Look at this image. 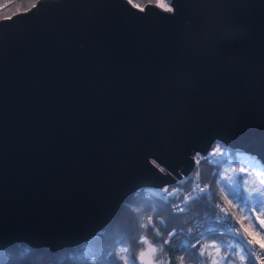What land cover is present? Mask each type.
Instances as JSON below:
<instances>
[{
  "label": "water",
  "instance_id": "obj_1",
  "mask_svg": "<svg viewBox=\"0 0 264 264\" xmlns=\"http://www.w3.org/2000/svg\"><path fill=\"white\" fill-rule=\"evenodd\" d=\"M133 5L0 19V248L88 239L215 139L264 164V0Z\"/></svg>",
  "mask_w": 264,
  "mask_h": 264
},
{
  "label": "trees",
  "instance_id": "obj_2",
  "mask_svg": "<svg viewBox=\"0 0 264 264\" xmlns=\"http://www.w3.org/2000/svg\"><path fill=\"white\" fill-rule=\"evenodd\" d=\"M36 1L0 0V7L6 4L0 8V19L12 12L17 13L19 9H27ZM147 1L149 0H133V3L143 5ZM216 141L225 145L220 140ZM228 147L229 152L221 161L213 163L206 157H202L194 169L199 171V181L202 186L209 189L207 195L213 196L211 201L188 200V203L182 206L185 209L183 212L173 207L174 202L181 200L185 192L192 190V174L182 180L167 184L164 189L179 188L178 191L171 192L168 196L154 193L145 186H141L126 196L112 219L88 239L73 245H64L56 250H51L46 245L32 246L24 240L14 241L0 248V264H118L119 255H121L120 248L125 245L129 248V252L125 255L129 259V264H132V259L138 257L139 252L145 247L137 245L136 240L145 237L159 249L162 243L161 238L168 239V232L172 230L176 232V235L172 237V243L165 245L163 252L158 253L161 264H168L172 256H176L178 261L180 250L190 243L192 237L187 230L193 225H195L193 234L197 232L201 234L202 244H216L222 250L230 249V246L234 247L236 240L232 232L235 230L219 227L221 221L211 215L213 212L220 217H230L231 222L242 230L241 223L251 231H260L264 236V230L257 227L259 219L254 218L258 217L256 212L250 216L247 207L238 203L228 191H221L222 188L228 187L225 182L227 177H232L233 180L242 177L245 188L251 189L248 181L251 178L253 182L260 181L259 177H264V164L246 154L239 147L230 145ZM255 172L259 173L258 178L254 176ZM261 183L258 185L264 187V181ZM195 196L197 192L193 197ZM225 196L232 201L231 205L224 199ZM253 202L254 200L250 201L254 204ZM217 204L224 206L226 211L222 212L220 208L215 207ZM150 217L153 224L147 228L143 227L149 224ZM245 235L248 236L247 233ZM212 237L219 238L213 239ZM113 252L117 254L116 257L111 255ZM204 259L205 257L199 258L200 261ZM119 264H122V261H119ZM185 264H199V262L185 255ZM234 264H239L238 258Z\"/></svg>",
  "mask_w": 264,
  "mask_h": 264
},
{
  "label": "snow or ice",
  "instance_id": "obj_3",
  "mask_svg": "<svg viewBox=\"0 0 264 264\" xmlns=\"http://www.w3.org/2000/svg\"><path fill=\"white\" fill-rule=\"evenodd\" d=\"M129 4H132L133 0H127ZM138 8L141 12H145L146 9L142 8L140 5H133ZM156 6L160 9L168 12L174 13V5L169 6L164 0H157ZM199 163V161H197ZM244 171V169H241ZM227 188H222L221 191H228L231 196L237 199L238 203H241L244 207L249 209V215L251 216L257 210L264 214V190H261L259 187L247 189L244 186L243 178H238L237 180H233L232 177H227L225 179ZM197 191V196L188 197L187 199L180 200L179 202H174L173 207L178 211L183 212L185 209L182 207V204H187L188 200H203V201H211L213 196L207 195L209 189L207 187H197L193 189ZM167 191V189H165ZM214 195V193H213ZM229 205L232 204V201L228 199L227 196L224 197ZM255 201L254 204L250 203V201ZM215 207L220 208L222 212H225L226 209L222 208L219 204L215 205ZM211 215L215 216V219L220 220L221 224L219 227L225 228L226 230H235L232 232L233 238L236 240L235 246H230V249L222 250L220 246L216 244H208L200 242V233L193 234L192 229H188L189 235L192 237L190 243L186 248L180 250L181 254L179 255V260L177 261L176 256H172L168 264H185V255H188L190 258L197 259L199 264H234V262L239 260V264H264V236L261 235L260 231H251L248 227H244L243 223H241V227L243 228V232L247 233L251 239H247L245 241L244 235L236 230L235 224L231 222V218L228 216L220 217L214 212ZM247 218V217H246ZM255 219H259V217H254ZM152 218H149V224L143 225V227L147 228L149 225H152ZM259 229L264 230V219H259V224L257 226ZM184 231V229H181ZM159 235V232H157ZM176 235L175 231L168 232V239H162V243L159 246V249L154 246L147 238L142 237L136 240L137 245H144V250L139 252L138 257H134L132 259V264H161L159 260L158 253L163 252L164 246L172 243V237ZM213 239L219 237H212ZM252 245H258L260 251H255ZM211 249V251H210ZM129 252V248L127 245L120 248L119 261H122V264H129V259L127 254ZM113 257H116L117 254L115 252L111 253ZM200 257H205L203 261H200ZM118 261V264H119Z\"/></svg>",
  "mask_w": 264,
  "mask_h": 264
},
{
  "label": "built area",
  "instance_id": "obj_4",
  "mask_svg": "<svg viewBox=\"0 0 264 264\" xmlns=\"http://www.w3.org/2000/svg\"><path fill=\"white\" fill-rule=\"evenodd\" d=\"M216 141V139L214 140ZM212 143V142H211ZM225 147V148H224ZM197 154H200L199 157L198 155H196L194 157V163L195 166L198 164L197 161H199L202 157H206L207 159H209L211 162L213 163H217L219 161H221L223 159L224 156H226L228 154V147L225 145H222L218 142H213L207 149V151H205L204 153L202 152H197ZM192 177H193V181H192V190H189L187 192H185L183 194V198L181 200L187 199L188 197H193L195 195V193L197 191H194L193 189H196L198 186L199 187H205L201 185V182L199 181V171L196 169L194 170L192 173ZM185 177V176H184ZM182 177V179L184 178ZM151 190L154 193L160 194L162 193L163 196H168L171 192L174 193L177 190H179L178 187L173 188V190L170 191H165V192H161L159 187H151ZM180 200H177L176 202H179ZM183 206V204L181 205ZM224 206H222L223 208ZM190 229H195V225L191 226ZM172 231V230H171ZM252 247L255 251L259 252L260 249L258 246L254 247L253 245L250 246Z\"/></svg>",
  "mask_w": 264,
  "mask_h": 264
},
{
  "label": "rangeland",
  "instance_id": "obj_5",
  "mask_svg": "<svg viewBox=\"0 0 264 264\" xmlns=\"http://www.w3.org/2000/svg\"><path fill=\"white\" fill-rule=\"evenodd\" d=\"M149 2H151V3H155V4H156V3H157V0H156V1H150V0H149V1L145 2L143 5H140V6L143 7L146 3H149ZM164 2L167 3L169 6H171V0H168V1H167V0H164ZM5 5H6V4H5ZM5 5H3V6H5ZM33 5H34V4H33ZM3 6H1L0 8H2ZM31 6H32V5H31ZM31 6H30V7H31ZM30 7H29V8H30ZM29 8H27V9H29ZM27 9H24V10H27ZM24 10H20V9H19V11H24ZM19 11H17V12H19ZM12 14H14V13L12 12L11 14H9V15L7 14V15H4V16H2V17H7V16H10V15H12ZM216 140H217V139H216ZM213 142H217V141H212V143H213ZM212 143H211V144H212ZM211 144H210V145H211ZM224 148H225V147H224ZM228 152H229V148H228ZM196 155H198V157H199L200 154H197V153H196L195 156H196ZM195 156H194V157H195ZM258 174H259L258 172H255V173H254V176L257 177ZM257 178H258V177H257ZM259 179H260V181H254V182H253V179L251 178V180L248 181V184L251 186V188L259 187V188H261V190H264V187H263V186L261 187L260 185H258L259 183H261V182L264 181V177H259ZM179 180H180V179H179ZM262 180H263V181H262ZM173 182H174V181H173ZM171 183H172V182H171ZM261 184H262V183H261ZM201 185H202V184H201ZM164 188H166V185L162 186V187L160 188V190L162 189V192H164V190H165ZM173 188H176V187H173ZM173 188L168 189V190H169V191H170V190H173ZM177 191H178V190H177ZM253 203H255V201H254ZM256 214H257V216L259 217V219H264V214H261L258 210L256 211ZM236 230H237V229H236ZM262 236H263V235H262ZM247 239H251V237L247 236ZM253 246H254V245H253ZM254 247H255V246H254Z\"/></svg>",
  "mask_w": 264,
  "mask_h": 264
},
{
  "label": "bare ground",
  "instance_id": "obj_6",
  "mask_svg": "<svg viewBox=\"0 0 264 264\" xmlns=\"http://www.w3.org/2000/svg\"><path fill=\"white\" fill-rule=\"evenodd\" d=\"M194 169H195V165L193 166V168L191 169V171L188 174H185L184 176L187 177L188 175H190L194 171ZM184 176H182V177H184Z\"/></svg>",
  "mask_w": 264,
  "mask_h": 264
}]
</instances>
